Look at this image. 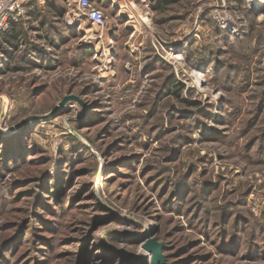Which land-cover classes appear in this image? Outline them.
Wrapping results in <instances>:
<instances>
[{
    "label": "rangeland",
    "instance_id": "374dc122",
    "mask_svg": "<svg viewBox=\"0 0 264 264\" xmlns=\"http://www.w3.org/2000/svg\"><path fill=\"white\" fill-rule=\"evenodd\" d=\"M224 1L238 32L32 0L1 36L0 264H264V15Z\"/></svg>",
    "mask_w": 264,
    "mask_h": 264
},
{
    "label": "built area",
    "instance_id": "2783aa9c",
    "mask_svg": "<svg viewBox=\"0 0 264 264\" xmlns=\"http://www.w3.org/2000/svg\"><path fill=\"white\" fill-rule=\"evenodd\" d=\"M32 0H0V38L11 26L21 24L26 18ZM262 0H245L248 8H254ZM77 9V16L88 21L97 28H104L108 24L105 11L95 6L91 0H73ZM210 14L213 19L218 20L223 27L228 28L233 33L238 32V26L234 24L233 17L229 14V9L224 0L216 2L210 7Z\"/></svg>",
    "mask_w": 264,
    "mask_h": 264
},
{
    "label": "crops",
    "instance_id": "0c3cea01",
    "mask_svg": "<svg viewBox=\"0 0 264 264\" xmlns=\"http://www.w3.org/2000/svg\"><path fill=\"white\" fill-rule=\"evenodd\" d=\"M91 1L95 6L101 8L104 11H106V9L108 8L114 10L115 17H118L122 11L126 10V8L129 9V6L131 5L130 19L132 21L134 20H138L142 22L146 21L147 27H149V29H152L150 28V21L153 19V16L156 13L157 9L159 11H163L165 8H167V6L179 2V0H91ZM187 1L192 2L193 0H187ZM243 2H244L243 4L246 5L245 0H243ZM258 8H262V10L260 11V13L257 14V17L260 15H264V0H262L259 3ZM127 17H129V15L128 16L126 15V18Z\"/></svg>",
    "mask_w": 264,
    "mask_h": 264
},
{
    "label": "water",
    "instance_id": "95a60500",
    "mask_svg": "<svg viewBox=\"0 0 264 264\" xmlns=\"http://www.w3.org/2000/svg\"><path fill=\"white\" fill-rule=\"evenodd\" d=\"M254 8H258V6ZM144 249L147 251H153L151 264H159V262L163 259L160 245L155 240H148L144 246Z\"/></svg>",
    "mask_w": 264,
    "mask_h": 264
},
{
    "label": "trees",
    "instance_id": "16d2710c",
    "mask_svg": "<svg viewBox=\"0 0 264 264\" xmlns=\"http://www.w3.org/2000/svg\"><path fill=\"white\" fill-rule=\"evenodd\" d=\"M19 31L16 30L14 25L11 26V28L5 34H3V41H7L10 45H14L18 41V37L20 35Z\"/></svg>",
    "mask_w": 264,
    "mask_h": 264
}]
</instances>
